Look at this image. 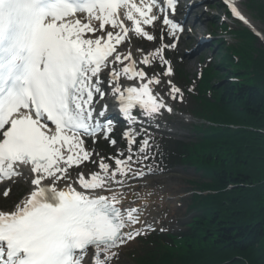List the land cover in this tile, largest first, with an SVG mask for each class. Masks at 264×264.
<instances>
[{
  "label": "snow or ice",
  "instance_id": "obj_1",
  "mask_svg": "<svg viewBox=\"0 0 264 264\" xmlns=\"http://www.w3.org/2000/svg\"><path fill=\"white\" fill-rule=\"evenodd\" d=\"M222 3L264 39L237 0ZM177 4L0 0V182L31 175L33 186L0 210V264H112L121 246L156 230L142 220L148 204L134 182L163 173L149 129L173 113L168 100L185 99L166 55L185 31ZM109 101L128 125L123 148ZM89 139L117 150L100 156ZM85 162L98 170L73 178L69 169Z\"/></svg>",
  "mask_w": 264,
  "mask_h": 264
},
{
  "label": "trees",
  "instance_id": "obj_2",
  "mask_svg": "<svg viewBox=\"0 0 264 264\" xmlns=\"http://www.w3.org/2000/svg\"><path fill=\"white\" fill-rule=\"evenodd\" d=\"M236 37L240 43L233 53L238 61L229 55L231 73L226 72L219 95L206 108L212 121L243 128L203 134L197 145L204 155L199 168L210 183L202 190L217 193L202 198L199 207L205 212L182 238L190 242L186 253L165 256L161 264H222L234 256L243 261L232 264H264V135L255 131L264 129V58L254 50L248 32ZM243 75L248 78L240 80ZM194 147L186 146L187 153ZM231 185L238 187L232 190Z\"/></svg>",
  "mask_w": 264,
  "mask_h": 264
},
{
  "label": "rangeland",
  "instance_id": "obj_3",
  "mask_svg": "<svg viewBox=\"0 0 264 264\" xmlns=\"http://www.w3.org/2000/svg\"><path fill=\"white\" fill-rule=\"evenodd\" d=\"M189 2L190 4H198L197 7L190 9L188 13L191 16V23L199 27L198 32L200 35L197 40L193 42H189V38L184 37L178 52L171 56L177 69L190 80V83L183 86L185 90L197 80L204 66L214 65L216 69H219L220 60L223 61V51L219 50L222 47L220 43L221 40L217 41L215 45L211 42L210 44L201 46L200 42H202L203 39L206 40L210 34L213 35L216 40L223 36L219 27L224 19V10L219 3L213 2L212 0H188V3ZM238 2L245 16H247L255 27L264 34V0H238ZM196 16H198L200 20L195 19ZM154 47L155 44L147 45L148 50H152ZM255 47L257 50L261 49L264 47V42L258 41ZM219 51L220 53L217 54ZM215 81H217V79H215ZM196 85L197 83H195V86ZM184 97V102L175 101L174 107L177 111L192 114L191 99L189 101L186 92H184ZM170 101L171 100H168L167 102L170 103ZM162 127H168V130L173 132L172 135H168L167 137L177 139L193 137L192 132H190V128L192 127L191 124H187L181 119H175L170 122L168 126L162 125ZM161 135L163 136L166 134ZM192 175H194L192 170L178 168L157 177L160 178L162 182L158 189L165 193V196L160 199L164 207L159 204L157 205L159 210L157 215H161L162 218L161 228L177 229L180 220L185 217V211L188 206V191L192 188L190 185ZM146 190L153 191V189L150 188H146ZM5 203L3 202V205ZM166 215H168V217H166ZM131 246H133V244Z\"/></svg>",
  "mask_w": 264,
  "mask_h": 264
},
{
  "label": "bare ground",
  "instance_id": "obj_4",
  "mask_svg": "<svg viewBox=\"0 0 264 264\" xmlns=\"http://www.w3.org/2000/svg\"><path fill=\"white\" fill-rule=\"evenodd\" d=\"M184 1H186V0H184ZM196 25H190V27L191 28H193V35H192V37H190V40H193L194 39V37H196V35H197V33H198V31H199V28L198 27H195ZM23 177H25V176H23ZM22 177V178H23ZM21 180V179H20ZM152 185H157L158 183H159V180L158 179H152V181L150 182ZM136 185V187H137V184H135ZM26 189L28 190V191H30L32 188L31 187H29L28 185H26ZM142 194V193H141ZM160 196V193H154L153 194V198L154 199H158V197ZM146 196L144 195V194H142V199L141 200H139L138 201V203H140V204H143L145 201L147 202V204H148V207H147V209L144 211V213H143V216H142V220H144V218H145V214L146 213H150V214H152V211H153V213L155 212L154 211V208L151 206L150 207V203H149V201H147L146 200V198H145ZM129 199H131V194L129 195Z\"/></svg>",
  "mask_w": 264,
  "mask_h": 264
}]
</instances>
